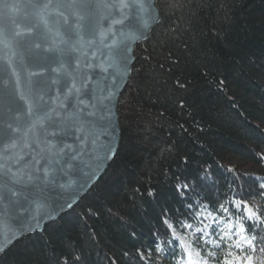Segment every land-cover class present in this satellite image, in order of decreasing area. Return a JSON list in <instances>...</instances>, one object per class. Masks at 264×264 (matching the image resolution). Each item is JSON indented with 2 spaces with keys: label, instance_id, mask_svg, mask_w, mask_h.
<instances>
[{
  "label": "trees",
  "instance_id": "1",
  "mask_svg": "<svg viewBox=\"0 0 264 264\" xmlns=\"http://www.w3.org/2000/svg\"><path fill=\"white\" fill-rule=\"evenodd\" d=\"M157 6L160 21L136 46L119 99L120 143L107 170L75 207L16 242L0 264H54L72 253L80 264H177L181 250L169 243L162 213L195 226L192 216L207 205L219 218V204L233 198L229 186L264 211L256 179L264 178V0ZM246 227L257 242L244 255L264 264V223Z\"/></svg>",
  "mask_w": 264,
  "mask_h": 264
},
{
  "label": "snow or ice",
  "instance_id": "2",
  "mask_svg": "<svg viewBox=\"0 0 264 264\" xmlns=\"http://www.w3.org/2000/svg\"><path fill=\"white\" fill-rule=\"evenodd\" d=\"M4 8L22 9L23 15L10 25L5 12L0 25V80L5 82L0 105V186L15 197L10 204L29 213L38 224V218L51 213H33L32 206L44 209L50 191L69 187L68 178L82 171L85 156V167L91 169L115 154L112 115L119 81L130 67L132 42L144 36L155 16L145 0H24L22 4L4 3ZM21 25L23 31H17ZM34 49H41V53H34ZM25 56L27 63L22 59ZM12 77H16L14 82ZM8 83H12L10 89ZM179 86L184 87L182 83ZM184 106L181 101V109ZM256 179L258 194L264 196V178ZM229 187L233 198L217 209L224 215L217 218L202 205L192 219L202 224L210 217L209 228L223 223L227 231L222 242L236 237L230 248L254 252L257 236L248 235L251 229L246 224L264 223V211L247 199L237 198L239 193ZM187 188L186 183L177 185L181 195ZM20 219V228L31 230L32 225L24 223L26 217ZM170 220L162 213V223L171 232L169 243L179 240L181 259L177 264H207L199 253L193 259L191 245L186 246L177 233L178 225L204 237L208 235L205 228L194 227L187 220ZM156 250L164 252L159 244ZM2 251L4 245L0 244ZM140 258L144 259L142 253ZM80 261L81 256L72 253L58 257L54 264ZM223 264H253V257L233 258L229 251Z\"/></svg>",
  "mask_w": 264,
  "mask_h": 264
},
{
  "label": "water",
  "instance_id": "3",
  "mask_svg": "<svg viewBox=\"0 0 264 264\" xmlns=\"http://www.w3.org/2000/svg\"><path fill=\"white\" fill-rule=\"evenodd\" d=\"M145 2L147 5H150L149 11L155 16V20L149 23V26L145 29L144 36L142 38L132 42L131 52L129 53L131 57L129 61L130 67L127 74L119 81V87L116 94L118 102L115 103L112 115L113 123L116 125L114 133L115 139L113 141L115 145V154L120 143V116L118 113V104L119 99L131 77V69L135 62L134 50L138 44L144 42L148 38L150 31L160 21V11L157 6V0H145ZM4 3L22 4L24 3V0H3V2H0V25L3 24L5 12L9 18L8 22L11 25L12 20L20 19L23 15V10L21 9L16 11L5 9ZM13 27L15 26L13 25ZM16 30L23 31V26L21 25ZM34 53H41V49H34ZM22 59L25 63H27L26 56L22 57ZM29 70L36 72L40 71V69ZM44 75H47V73L45 72ZM11 79L14 82L16 77H12ZM4 83L5 82L3 80H0V105H3ZM7 87L10 89L12 87V83H8ZM21 87L23 86L21 85ZM52 95L55 96V90H53ZM0 111H2V108H0ZM115 154L111 156V158L103 160V162L100 163L99 168H95V164H93L91 169L85 167L88 163V158L85 156L83 158V163L80 165L82 171L74 172L73 175L68 178L69 187L56 189L54 192L50 191L48 193L50 199L44 209H37L36 206H32L33 213H51V215H43V218H38V224L37 221L31 219L29 213H25L23 209L16 208L11 205L10 200L15 199V197H11L10 194L2 186H0V196L3 197L0 199V244L4 245V251L0 252V257L19 240L29 235L41 234L48 224L57 221L63 214L68 213L73 207H75L105 173ZM81 183L83 184L82 188L78 186ZM21 202L23 203V201ZM69 204L71 207L68 206ZM59 205H63V207H59ZM21 216L26 217L24 220L25 224L32 225L31 230H28L27 228H20Z\"/></svg>",
  "mask_w": 264,
  "mask_h": 264
},
{
  "label": "rangeland",
  "instance_id": "4",
  "mask_svg": "<svg viewBox=\"0 0 264 264\" xmlns=\"http://www.w3.org/2000/svg\"><path fill=\"white\" fill-rule=\"evenodd\" d=\"M205 215H207V213H205ZM210 220L211 218L209 217V219L203 220L202 224L196 222L194 226L205 228V231L208 232L207 236L200 237L199 233H194L189 229H186L185 234H181L177 231L178 237L185 241V245H191L190 251L192 253L193 259H197L196 254L199 253L200 257H203L207 260V264H223L226 254L229 251L233 253V258L235 256L244 257V252L241 253L240 249H237L234 246L231 248L229 247V245H233V241L236 239V237H233V240H228L225 238L223 242L221 241L223 232L227 231L223 223H221L220 226L213 224L210 228L206 227L209 225ZM176 242L178 244L179 240H176ZM209 253H213L214 255L209 256ZM155 258L158 260L159 256H155Z\"/></svg>",
  "mask_w": 264,
  "mask_h": 264
}]
</instances>
